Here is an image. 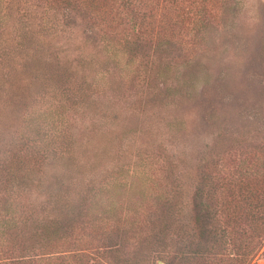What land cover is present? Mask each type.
Listing matches in <instances>:
<instances>
[{"label":"rangeland","instance_id":"obj_1","mask_svg":"<svg viewBox=\"0 0 264 264\" xmlns=\"http://www.w3.org/2000/svg\"><path fill=\"white\" fill-rule=\"evenodd\" d=\"M260 138L264 0H0V156L38 159L0 264H264Z\"/></svg>","mask_w":264,"mask_h":264},{"label":"trees","instance_id":"obj_2","mask_svg":"<svg viewBox=\"0 0 264 264\" xmlns=\"http://www.w3.org/2000/svg\"><path fill=\"white\" fill-rule=\"evenodd\" d=\"M259 141L263 142L264 139L260 138ZM263 152L264 150L262 149V156H264ZM2 155H8V157L0 156V200L4 202L3 206L6 205L5 208L0 209V228L5 226L11 228L16 227L17 224L20 223L19 221H27L29 218L31 219L33 217V211L35 210L32 205L31 197L26 195V188L29 190H34V188H36L32 187L28 180L31 177L29 170L34 168V165L36 164L34 162H37L38 159L34 156L33 160L22 159L21 156L15 152H10V154L6 152L2 153ZM256 173L260 172L257 171ZM245 177L246 178L243 181L245 183H242L239 188V190L242 189V193L238 196V200L233 199L235 200L233 205L234 208L232 209L229 218L235 226L242 227V225H244L247 227L245 232L249 231V234L255 233L258 238L260 237V241H258L252 248L253 251L254 249L261 248L264 245V172L259 176H254L253 178L247 177V175H245ZM26 181L29 186L25 184ZM57 191L58 189L53 194V202L57 204L59 215L68 213L66 211L67 205L64 200L65 197L60 190L58 192ZM7 194H10L11 196L14 194L16 198L11 199L9 196H5ZM7 198L10 199V202ZM19 200L20 204H18ZM21 200L23 201L21 202ZM61 224L64 225V221L61 222ZM32 227L33 233L38 234L41 237L40 240L42 241H46L49 239L51 233L58 231V224H44L40 227L34 222ZM3 234V231L0 230V241L3 238ZM44 246L48 245H42V247ZM49 251H51V249ZM61 256H56V259H62L61 264H68L64 262V257L62 258ZM187 259L194 260L193 258L188 257ZM78 264L82 263L80 262ZM151 264H164V262L155 260V262Z\"/></svg>","mask_w":264,"mask_h":264}]
</instances>
